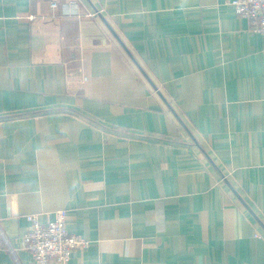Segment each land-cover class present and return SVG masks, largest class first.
Masks as SVG:
<instances>
[{"label":"crops","instance_id":"0c3cea01","mask_svg":"<svg viewBox=\"0 0 264 264\" xmlns=\"http://www.w3.org/2000/svg\"><path fill=\"white\" fill-rule=\"evenodd\" d=\"M69 1L0 0V264L65 208L70 264H264V35L231 0Z\"/></svg>","mask_w":264,"mask_h":264},{"label":"built area","instance_id":"2783aa9c","mask_svg":"<svg viewBox=\"0 0 264 264\" xmlns=\"http://www.w3.org/2000/svg\"><path fill=\"white\" fill-rule=\"evenodd\" d=\"M57 6L56 2H51ZM234 12L246 20L252 27L264 35V0H231ZM66 7L73 10L76 5L70 0ZM67 209H59L47 222H42L37 213L26 215L29 222L27 230L21 236L23 247L29 252L31 259L36 264H50L56 261L62 264H70L71 254L76 248H85L89 241L82 236L72 233L68 229ZM6 249L13 253L8 238L0 226V251Z\"/></svg>","mask_w":264,"mask_h":264}]
</instances>
